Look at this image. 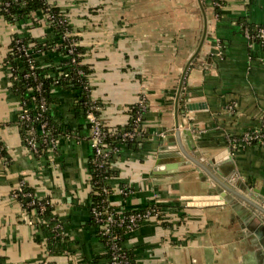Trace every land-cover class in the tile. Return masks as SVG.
<instances>
[{"label": "crops", "instance_id": "1", "mask_svg": "<svg viewBox=\"0 0 264 264\" xmlns=\"http://www.w3.org/2000/svg\"><path fill=\"white\" fill-rule=\"evenodd\" d=\"M201 2L207 34L177 100L204 30L199 0H58L85 47L103 124L126 127L141 96L147 100L141 133L114 155L109 179L116 209L163 207L122 241L135 264H264V143L242 140L264 133V43L243 30L264 25V0H226L220 11ZM16 34L44 40L52 29L44 18L33 25L0 14V264H111L89 208L93 148L79 89L54 87L55 147L35 154L7 66ZM176 116L192 132L193 147L182 135L186 151L168 136ZM22 182L50 201L61 237L46 219L29 222L35 209L25 215L15 196ZM209 192L214 202L190 204Z\"/></svg>", "mask_w": 264, "mask_h": 264}, {"label": "trees", "instance_id": "2", "mask_svg": "<svg viewBox=\"0 0 264 264\" xmlns=\"http://www.w3.org/2000/svg\"><path fill=\"white\" fill-rule=\"evenodd\" d=\"M226 0H219L218 5H214L217 11H220V7L225 3ZM6 2H9L7 5ZM53 13L55 16L57 14L66 13L62 10L61 6L58 3V0H0V14L3 15L4 18L10 21H16L21 19H31L32 24H36L39 18H44L49 26L52 29V37L47 39H40L31 34L27 36L15 35V39L12 41V45L14 48L16 46V39L20 38L26 45L29 47L30 59L31 62L35 64L33 68L30 67V61L28 56L24 53L15 52L10 54L9 62L7 66L10 69L11 74V90L15 94V97L19 100L20 104L23 106V109H27L31 115L30 124L36 129L35 134L39 139L38 144V153L46 155L51 147L49 141H42V133L39 131V124L42 120V116L40 112L42 111L41 103L42 100L46 101V109L43 111V116L49 120V124L52 129V137L56 140L57 137V128L54 127V124L50 120L49 111L51 108V104L54 101L53 97V89L56 86L63 88H77L79 89V100L82 102V106L84 107V102L89 96V92L86 89V84L89 81L90 73L92 72V68L84 62V52L85 47L80 43V37L77 34H71L65 37V31L67 28L71 31L73 30L72 24L66 26V24H60L57 20H50L48 18V14ZM249 27H254L250 24H246ZM74 39V40H73ZM75 42V43H74ZM74 43V44H72ZM74 46L75 49L73 52H69V47ZM44 55V58L41 57ZM82 71V72H80ZM26 72H30L31 74L25 76ZM138 105H135L132 110V117L130 122L124 128H118L115 131L109 130L106 126L105 128L109 132L105 141L108 146H119L122 144H131L135 140V137L141 133L140 130L141 124L135 125L134 118L136 117ZM143 110V116L144 112ZM21 111L19 112V114ZM20 126L22 129L23 137L27 143L26 138L29 137L32 133L27 126V122H23V119L19 115ZM128 130H135V136L133 137H124L123 133ZM142 135V134H141ZM50 139V138H48ZM243 140V139H242ZM137 141V140H136ZM245 143H253L260 142L259 139H251L250 141L243 140ZM0 146H2L0 144ZM114 159L112 156L110 163H107L105 167H98L94 169V166L91 165L92 177H91V186L92 191L90 195V205L89 208L95 204L100 202L104 197L103 189L104 187L110 188V191L107 193L108 201L110 200V195L112 192L111 185L109 183V179L112 174L111 162ZM24 190H32L30 186L25 185ZM124 187V186H123ZM128 190V187H124ZM33 191V190H32ZM34 192V191H33ZM20 200H23L25 204V208L28 213L35 209V217L36 219H50V225L56 224V219L53 218L52 215V205L48 199H40L36 195H34L37 199L41 200L44 203L45 208L40 210L39 204H28L29 201L32 200L33 196H24L23 192H19ZM111 205L114 209V204ZM159 209L161 211L162 204L158 203H150L143 208L138 209H125L119 210L116 209V216L118 217L120 214H128L135 210H147ZM121 211V213H120ZM30 215V214H29ZM53 218V219H52ZM93 219V217H92ZM93 223L98 226V222L93 219ZM53 226V227H54ZM130 232L125 230L124 225L119 226L115 224L112 229V234L119 235L118 241L119 246L123 250H126L122 247V241L128 236ZM113 236V235H112ZM103 237L104 241H110L113 237ZM108 248V256L110 258V248L109 244H107ZM127 251V250H126ZM130 263L135 264V261L132 257L130 251H127ZM37 264H54L51 262H40Z\"/></svg>", "mask_w": 264, "mask_h": 264}, {"label": "built area", "instance_id": "3", "mask_svg": "<svg viewBox=\"0 0 264 264\" xmlns=\"http://www.w3.org/2000/svg\"><path fill=\"white\" fill-rule=\"evenodd\" d=\"M213 5H218L219 0H211ZM7 5L9 2H6ZM3 16V15H2ZM48 18L50 20H57L60 24H66V26L69 24V18L66 13L64 14H57L56 16L53 13H49ZM243 30L245 34L253 41L258 40L264 43V25H259V26H254V27H249L248 25L243 26ZM75 34L74 31H71L67 28L65 31V37L68 35ZM15 39V37H14ZM74 40V39H73ZM75 43V42H74ZM72 43V44H74ZM75 49L74 46L69 47V52H73ZM15 52H22L28 56V59L30 61V67L33 68L35 64L31 62L30 59V52H29V47L20 39H16V46L15 48L12 46L11 54ZM9 62V59H7V63ZM82 72V71H80ZM12 74V72H11ZM30 72H26L24 75L28 76L30 75ZM86 89L89 92L88 98L84 102V111H85V116L89 122L90 125V135H91V141H92V148H93V157L91 159V163L94 166V169L98 167H105L107 163H110L112 156H114L118 151L120 150L119 146H108L106 143L105 139L109 132L105 128V125L103 124L102 118H101V103L94 98L91 95V86L90 83L88 82L86 84ZM19 103L18 107V113L21 111L19 114L20 117L23 119V122H27V126L29 127V130H31V135L26 138L27 144L31 151H33L35 154H38V144H39V139L35 134V128L30 124V119L31 115L28 112V110L25 108L23 109V106ZM138 109L136 117L134 118V123L135 125L141 124L143 120V110L147 108V100L145 96H141V99L139 101ZM41 108L42 111L40 112V115L42 116V120L39 124V131L42 133V141L50 143L52 147H55V139L52 137V129L49 124V120L47 117L45 118L43 116V111L46 109V101L42 100L41 103ZM142 128H140L141 131ZM135 130H128L123 133L124 137H133L135 136ZM50 138V139H48ZM243 140L250 141L251 139H259L260 142L264 143V133L262 131H252L248 132L247 134L244 135L242 138ZM125 187V186H124ZM124 187H121V191L123 193H127L129 191L126 190ZM24 184L23 182L21 183V187L15 192V196H17L20 199V194L19 192H23L24 196H33L32 200L28 202V204H39L40 210H43L45 208V205L41 200L37 199L34 195L35 193L32 190H24ZM110 191V188L104 187L103 192H104V197L100 202L93 204L90 207V211L92 214L93 219L98 222V233L100 236H105V237H113V239L110 241H105V244H109L110 248V263L111 264H131L130 263V258L126 250H123L121 246H119V241L117 238H119V235L117 234H112V229L115 224H118L119 226L125 227V230L127 232H132L136 228L139 227V225L155 216L160 215V210L156 208V210L153 209H147V210H135L132 211L128 214H120L118 217L116 216V209H114L111 205V202L108 201L107 198V193ZM110 198V197H109ZM23 210L25 215L27 214V210L25 208V204L23 200H21ZM121 213V211H120ZM38 220L42 219H35V218H30L29 222L34 224L38 222ZM46 223H50V219L43 220ZM53 231L56 236H62V223L61 222H56ZM46 263V262H43Z\"/></svg>", "mask_w": 264, "mask_h": 264}, {"label": "water", "instance_id": "4", "mask_svg": "<svg viewBox=\"0 0 264 264\" xmlns=\"http://www.w3.org/2000/svg\"><path fill=\"white\" fill-rule=\"evenodd\" d=\"M200 1V5H201V8L203 10V14H204V20H205V25H204V30H203V34H202V37L200 39V42L195 50V52L193 53V55L191 56V58L189 59V61L187 62L186 66L184 67V70L181 74V77H180V81H179V86H178V93H177V100L179 99V96H180V93H181V89H182V85H183V81H184V77H185V74L187 72V69L191 63V61L197 56V54L199 53L201 47H202V44L205 40V37H206V34H207V26H208V20H207V13L205 11V8L203 6V3ZM176 108H177V105H176ZM192 134L191 130L189 128H182L180 126V122H179V119L178 117L176 116V120H175V130L173 132H171L168 136L169 138L171 139L170 141H172V144H176L179 146V149L183 150V151H186L184 146H183V142H182V135L185 136V138H187V142L189 144L190 147H193L192 144L190 143V141L188 140L189 136ZM188 155V154H187ZM189 156V155H188ZM210 163H214V159L212 160H209ZM200 165L198 166V170L202 171V166H201V163L198 162ZM205 170L209 171L210 172V176H213L214 175L212 174L213 172L211 171L210 168H207L204 164V167H203ZM208 176H206L207 178ZM215 178V177H214ZM205 179V178H204ZM215 180H217V178H215ZM219 183H221L222 186H224L225 188H227V184L225 182H221L219 180H217ZM214 186H212L210 188V191L213 192L214 191ZM229 189V187H228ZM211 192L207 193V194H199V195H196L195 196V199L193 202H190V204H198V205H202V204H209L211 202H214L215 199H217L218 197L215 195V194H212ZM224 193V192H223ZM222 196H225L226 199H228V196L227 194H223ZM263 210V209H262ZM264 211V210H263Z\"/></svg>", "mask_w": 264, "mask_h": 264}]
</instances>
